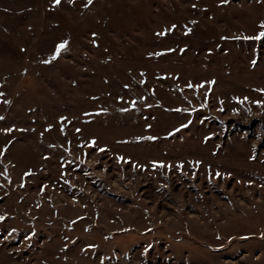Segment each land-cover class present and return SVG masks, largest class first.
<instances>
[{
    "label": "rangeland",
    "instance_id": "rangeland-1",
    "mask_svg": "<svg viewBox=\"0 0 264 264\" xmlns=\"http://www.w3.org/2000/svg\"><path fill=\"white\" fill-rule=\"evenodd\" d=\"M262 34L264 0H0V264H264Z\"/></svg>",
    "mask_w": 264,
    "mask_h": 264
},
{
    "label": "snow or ice",
    "instance_id": "snow-or-ice-1",
    "mask_svg": "<svg viewBox=\"0 0 264 264\" xmlns=\"http://www.w3.org/2000/svg\"><path fill=\"white\" fill-rule=\"evenodd\" d=\"M60 2V0H56V3H59ZM89 2H91V0H89ZM262 35H264V34H262ZM257 38H259V37H257ZM65 47V44H61V45H59L58 46V49H57V51L59 52V50L60 49H62V48H64ZM55 57H53V59H54ZM219 175V174H218Z\"/></svg>",
    "mask_w": 264,
    "mask_h": 264
}]
</instances>
